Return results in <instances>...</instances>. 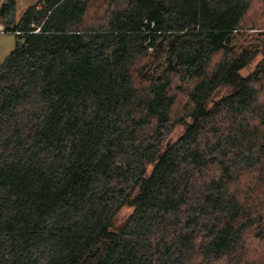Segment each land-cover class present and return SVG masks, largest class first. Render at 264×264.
Listing matches in <instances>:
<instances>
[{"label":"trees","instance_id":"obj_1","mask_svg":"<svg viewBox=\"0 0 264 264\" xmlns=\"http://www.w3.org/2000/svg\"><path fill=\"white\" fill-rule=\"evenodd\" d=\"M17 5L0 264H264V0Z\"/></svg>","mask_w":264,"mask_h":264},{"label":"rangeland","instance_id":"obj_2","mask_svg":"<svg viewBox=\"0 0 264 264\" xmlns=\"http://www.w3.org/2000/svg\"><path fill=\"white\" fill-rule=\"evenodd\" d=\"M38 1L39 0H18L17 11H16L17 18L18 19L21 18L24 12L28 9V7ZM253 31L258 32L259 30L253 29ZM253 31L250 32L252 33ZM16 42H17V37L15 33L5 31L4 26L0 21V66L4 62L6 57L10 54V52L14 49ZM161 59L163 61L165 59V55H162ZM224 92H226V90L222 89L221 91H219V93L216 96L219 97L220 94ZM129 213L130 210L128 209L122 210L116 217V224L120 226L125 221Z\"/></svg>","mask_w":264,"mask_h":264},{"label":"built area","instance_id":"obj_3","mask_svg":"<svg viewBox=\"0 0 264 264\" xmlns=\"http://www.w3.org/2000/svg\"><path fill=\"white\" fill-rule=\"evenodd\" d=\"M5 0H0V4H2Z\"/></svg>","mask_w":264,"mask_h":264}]
</instances>
